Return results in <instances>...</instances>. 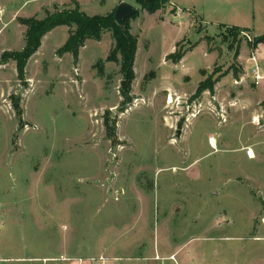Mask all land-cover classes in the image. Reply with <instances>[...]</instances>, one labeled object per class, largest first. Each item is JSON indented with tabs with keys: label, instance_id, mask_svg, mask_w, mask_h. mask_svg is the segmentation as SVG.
Here are the masks:
<instances>
[{
	"label": "rangeland",
	"instance_id": "obj_1",
	"mask_svg": "<svg viewBox=\"0 0 264 264\" xmlns=\"http://www.w3.org/2000/svg\"><path fill=\"white\" fill-rule=\"evenodd\" d=\"M123 2L138 8L0 0V264H264V85L247 69L252 52L264 67L247 30L264 33V2L138 10L126 101L110 32L74 58L58 53L59 26L19 77L9 54L24 46L21 19Z\"/></svg>",
	"mask_w": 264,
	"mask_h": 264
},
{
	"label": "trees",
	"instance_id": "obj_2",
	"mask_svg": "<svg viewBox=\"0 0 264 264\" xmlns=\"http://www.w3.org/2000/svg\"><path fill=\"white\" fill-rule=\"evenodd\" d=\"M138 8L137 11L125 20V28L122 29L114 21V13L107 15L88 16L80 11L77 4L71 9H63L48 13L43 19L34 17L23 18L20 23L25 26L24 46L18 52H11L10 58L15 61L17 72L20 78L23 77L24 68L29 58L38 50L42 38L51 30L66 26L69 28V35L64 45L58 50L59 54H71L74 58L78 56L79 49L87 40H99L105 32H110L114 47L111 50L107 61L119 65L121 73L120 93L123 101L128 100L134 72L133 64L136 54L137 39L130 33L129 20L135 16L138 10L154 14L169 3L170 0H129ZM264 43V34L254 38L252 47ZM177 60L181 58L176 55Z\"/></svg>",
	"mask_w": 264,
	"mask_h": 264
},
{
	"label": "built area",
	"instance_id": "obj_3",
	"mask_svg": "<svg viewBox=\"0 0 264 264\" xmlns=\"http://www.w3.org/2000/svg\"><path fill=\"white\" fill-rule=\"evenodd\" d=\"M248 74L251 80V84L255 87H261L264 85V67L259 65L255 53L252 52L248 57ZM65 261L71 262L72 264H83L84 262H99V264H108L106 257L99 256L97 258H76V259H65Z\"/></svg>",
	"mask_w": 264,
	"mask_h": 264
},
{
	"label": "water",
	"instance_id": "obj_4",
	"mask_svg": "<svg viewBox=\"0 0 264 264\" xmlns=\"http://www.w3.org/2000/svg\"><path fill=\"white\" fill-rule=\"evenodd\" d=\"M137 8L129 3H121L114 12V21L122 29L125 28L124 22L126 19L130 18Z\"/></svg>",
	"mask_w": 264,
	"mask_h": 264
},
{
	"label": "crops",
	"instance_id": "obj_5",
	"mask_svg": "<svg viewBox=\"0 0 264 264\" xmlns=\"http://www.w3.org/2000/svg\"><path fill=\"white\" fill-rule=\"evenodd\" d=\"M261 1L262 2H264V0H257V2L258 3H261ZM174 7L176 8V6L174 5ZM176 10H177V8H176ZM263 11V10H262ZM179 12V13H178ZM177 12V14H180L181 13V11H178ZM181 15V14H180ZM248 31H250L251 33H252V35H253V37H258V36H261V35H263V34H261V35H255L251 30H249V29H247ZM262 67H263V65H262ZM171 256V255H170ZM170 256H168V257H164V258H162V259H164V260H171L173 257H170ZM62 258H65V257H62ZM52 259V258H51ZM72 259H76L75 257L74 258H72ZM113 259H119V258H113ZM143 259H145V260H151V261H157V260H161V259H156V258H154V257H151V258H143ZM61 261V264H70L71 262H68V261H65V259H60ZM85 263V262H84ZM83 263V264H84Z\"/></svg>",
	"mask_w": 264,
	"mask_h": 264
}]
</instances>
